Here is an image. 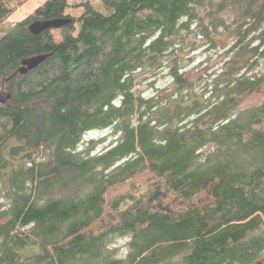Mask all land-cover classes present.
<instances>
[{"label":"trees","instance_id":"trees-1","mask_svg":"<svg viewBox=\"0 0 264 264\" xmlns=\"http://www.w3.org/2000/svg\"><path fill=\"white\" fill-rule=\"evenodd\" d=\"M100 1L45 0L0 38V264L254 262L264 98L242 104L264 87V0ZM200 44L223 50L213 72L187 67ZM143 71L170 84L145 96Z\"/></svg>","mask_w":264,"mask_h":264},{"label":"rangeland","instance_id":"rangeland-1","mask_svg":"<svg viewBox=\"0 0 264 264\" xmlns=\"http://www.w3.org/2000/svg\"><path fill=\"white\" fill-rule=\"evenodd\" d=\"M10 5L16 4V8L14 12L2 23L0 24V38L5 35L6 33L10 32L15 25L23 20L29 13H31L35 8H37L40 4H42L45 0H6ZM69 2H76V1H84V0H68ZM93 7L97 10L104 12L105 9L102 6L100 0H88ZM82 7L78 10L74 8H69L67 13L71 15H76L80 13ZM220 42V41H219ZM223 50L218 49L214 50L209 48L208 45H199L195 50H189L188 54L186 55L187 58L192 57V60L187 61V67L189 69H195V67L201 64V67L198 68V73L202 72H213L214 70L218 69L220 63L223 59ZM138 83V89L141 93L145 96L151 95L155 92L157 88L168 87L170 84V78L167 76L166 71L157 72L156 75H153L151 71H143L138 75L136 79ZM1 89V87H0ZM262 98H264V87L256 91L254 94L248 96L246 100L243 102L242 106H249L252 104L259 103ZM109 131H100L96 130L94 132H89L83 137V141H87L90 138L95 140L101 138L104 135H107ZM110 139L104 141L103 143L99 144L97 150H100L103 145L108 144ZM98 146V145H97ZM115 245L123 250V242L124 238L122 237H115L114 239ZM250 264H264V251L257 257V259L250 263Z\"/></svg>","mask_w":264,"mask_h":264},{"label":"water","instance_id":"water-1","mask_svg":"<svg viewBox=\"0 0 264 264\" xmlns=\"http://www.w3.org/2000/svg\"><path fill=\"white\" fill-rule=\"evenodd\" d=\"M73 20L69 17H58L53 19L35 20L31 22L28 26L29 31L36 35L50 28H58L66 25ZM48 55L40 54L30 57H25L20 61V67L18 69L20 74H25L29 70L37 67L40 63L46 60ZM11 94L8 90L4 88L0 89V103H5L9 100Z\"/></svg>","mask_w":264,"mask_h":264},{"label":"bare ground","instance_id":"bare-ground-1","mask_svg":"<svg viewBox=\"0 0 264 264\" xmlns=\"http://www.w3.org/2000/svg\"><path fill=\"white\" fill-rule=\"evenodd\" d=\"M8 160V159H7ZM40 238V237H39Z\"/></svg>","mask_w":264,"mask_h":264}]
</instances>
